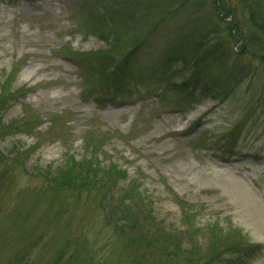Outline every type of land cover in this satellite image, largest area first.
Segmentation results:
<instances>
[{"label":"rangeland","instance_id":"obj_1","mask_svg":"<svg viewBox=\"0 0 264 264\" xmlns=\"http://www.w3.org/2000/svg\"><path fill=\"white\" fill-rule=\"evenodd\" d=\"M99 1L0 0V89L13 71V89L30 90L12 102L0 125L20 121L27 110V118L41 124L33 131L19 126L0 135V157L30 150L25 165L0 163V264L42 237L36 264H48L81 229L86 242L76 264H132L129 249L116 245L118 239L91 204L72 203L57 218L61 204L39 193L43 170L55 171L68 153L79 160L96 145L102 146L106 163L112 160L127 169L129 178L121 186L138 179L156 223L183 234V250L167 264L209 263V225L217 223L241 230L262 246L250 264H264V60L248 52L234 54L242 43L230 39L229 28L232 19L248 37L251 5L262 14L264 0H226L237 11L225 20L212 0H173V8L185 7L164 21V0H121L119 11L115 0ZM128 1L141 4V11L135 19L121 20ZM103 4L117 12L114 27L99 21L120 41L113 55L119 59L134 51L129 67L138 83L98 98L83 90L81 68L70 55L109 47L113 35L106 41L92 32V14L97 18ZM263 32H255L247 47L264 49ZM218 39L225 42L226 59L213 60L219 56L214 53L205 60L203 73L182 69L181 59L171 66L163 63L165 55L174 53L209 55ZM193 73L203 78L204 87L217 89L219 98L204 97L189 107L172 90L160 89L166 77L179 83ZM173 197L195 208L191 220L197 233L191 237ZM15 207L17 212H11ZM150 253L140 264H153Z\"/></svg>","mask_w":264,"mask_h":264},{"label":"trees","instance_id":"obj_2","mask_svg":"<svg viewBox=\"0 0 264 264\" xmlns=\"http://www.w3.org/2000/svg\"><path fill=\"white\" fill-rule=\"evenodd\" d=\"M102 1L105 0H100L99 3ZM155 1L160 2V0ZM164 1L167 3L168 10L163 12V14L165 13L164 19L162 18L163 21L185 7V3H181L180 7L177 6L178 9L176 7L173 8V0ZM239 1L243 2V0ZM114 2L115 5L113 6L118 8L119 11L122 1L115 0ZM123 3L128 6L122 9L121 20L135 19L137 13L141 11V4L131 1ZM212 6L214 10L221 14L222 20L232 16L237 11V8L232 7L226 0H212ZM258 7V5L252 4L250 8V21L252 24L250 25L251 33L248 37L240 34V32H243L242 28H240L241 24L237 22L236 25H233L231 23L233 20L230 19V39L242 43L241 48L233 50V53L237 56L248 52L264 60V49L262 47L254 50L247 47L255 32L258 30L264 31V12L261 14V10H258ZM98 12L97 18L92 14V17L95 18V26H93L92 32L101 40L106 41H109V35H113L109 47L96 52H74L70 56L81 68L86 85L83 90L91 94L98 93V98H105L106 96H115L124 89L129 90L128 83L137 84L138 80H136L137 75L129 67L134 58V51L129 52L127 55H120L119 59L113 55L120 47V41L115 37L116 34L114 35L110 30L107 31L105 26L112 25L114 27V16L116 17L115 13L117 12H114L113 9L104 4ZM101 17L108 20H102ZM119 17L120 12H118ZM99 21L105 22L106 25L100 24ZM261 41L264 43V37H262ZM213 47L214 49L211 53L206 56L200 55L198 52L191 54V56L180 55V53L165 55L166 58L163 63L166 66H171L172 62L181 59L183 61L182 69H197L200 74L206 71L203 70L207 66L204 65L205 60L213 56L214 53H219V56H213V60H218L219 57L226 59L227 51L223 40L218 39L215 41ZM13 73V71L9 73L5 81L1 83L0 118L11 106L12 102L18 97L25 96L24 93L29 90L26 86L13 89L12 78L15 75ZM202 80L203 78H199L197 73H193L190 79L179 83H172L166 77V80L161 82L160 89L162 87L163 89L161 90L164 91L167 89L172 90L177 99L184 104H188L189 107L204 97L219 98L218 90L207 89L202 84ZM236 87L232 88L231 91ZM155 94L160 96L161 92L158 91ZM29 112L30 110H27L20 121L9 123L6 126L0 125V135L19 130V126L29 131L38 128L41 124L36 121V118H27ZM86 146L90 148V144H86ZM102 149V146L99 145L94 146L92 150L87 149L88 153L79 160L68 153L55 171H50L49 168L51 167L48 170H43L40 173L43 179L41 191L39 190L41 197H52L53 201L61 204L58 214H56L57 218H61L66 214L72 203L76 206H79L82 202L91 204V210L101 213L103 226L110 228L118 239L116 245H119L118 247L122 249H129V257L132 264H140L141 257H144L143 254L148 251H151L149 256L153 260V264H167L168 260L178 256L177 253L183 250L181 243V237H184L183 234L176 231L173 232L169 229V226L167 227L162 222L156 223L157 220L153 216V211L145 205L146 198L144 192L140 190L138 179L131 178L129 183L126 184L124 182L121 186V181L129 178L127 169L121 168L112 160L106 163V159L102 155ZM29 152L30 150H17V153H11L9 159L7 156L2 155L0 163L16 167L25 165V159ZM173 198L178 204L181 216L187 226L185 229L187 235L191 237V235L197 233L194 232V228H197L196 223L191 220L197 216L193 212L195 208L183 202L179 197ZM11 212H17V208H13ZM150 220L152 223H150ZM209 226L213 230L211 233L212 240L205 255L212 260L206 264H214L215 261H219V264H250L263 249L262 246L253 244L247 237L245 238L239 229L227 228L221 223ZM43 239L44 237L33 241L29 246L17 251L8 264H36L39 255L36 248ZM84 242H86L84 231L82 229L78 230L71 239H67L65 244L56 251L54 259L48 264H76V260L81 256L79 254L80 246ZM112 244L115 246L114 241ZM187 252L195 256V253H191L190 249Z\"/></svg>","mask_w":264,"mask_h":264}]
</instances>
